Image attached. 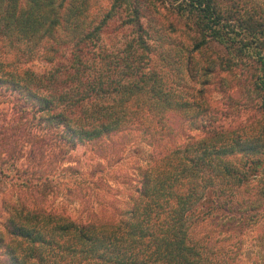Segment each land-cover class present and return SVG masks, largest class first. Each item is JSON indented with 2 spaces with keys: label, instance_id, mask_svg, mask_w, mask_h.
I'll return each mask as SVG.
<instances>
[{
  "label": "trees",
  "instance_id": "16d2710c",
  "mask_svg": "<svg viewBox=\"0 0 264 264\" xmlns=\"http://www.w3.org/2000/svg\"><path fill=\"white\" fill-rule=\"evenodd\" d=\"M94 1L0 0V185L14 182L25 192L1 199V264H243V236L264 227L263 86L251 83L258 122L225 126L224 115L205 106L203 87L177 98L149 68L139 1L112 0L97 14ZM214 4L178 2L185 26L194 19L195 50L216 38ZM122 14L133 35L105 42ZM242 22V46L261 52L264 21L247 15ZM242 53L236 49L233 60ZM189 108V130L199 135L168 140L179 131L173 114ZM132 131L149 135L152 151L125 188V207L116 206V194L98 197L106 216L46 206L45 193L63 181L103 185L99 164L85 172L71 164L78 144ZM113 150L112 164L122 149ZM247 251L251 258L253 246Z\"/></svg>",
  "mask_w": 264,
  "mask_h": 264
},
{
  "label": "rangeland",
  "instance_id": "374dc122",
  "mask_svg": "<svg viewBox=\"0 0 264 264\" xmlns=\"http://www.w3.org/2000/svg\"><path fill=\"white\" fill-rule=\"evenodd\" d=\"M111 1L95 0L92 10L97 14L100 8L109 6ZM137 1L141 4L143 27L150 38L148 66L161 79L163 87L172 89L177 98L178 96L186 98L191 92L190 87L196 90L203 87L208 96L205 106L211 111L217 109L222 113L225 126H235L242 122L256 124L258 114L254 112V109H256L258 94L252 90L251 83L260 82L264 88V76H262L264 57L261 55L264 46L262 51L256 54L251 52L252 50L247 46H242V41L248 40V35L243 32L245 25L242 21L247 15H252L258 21H264V0H214L215 9L219 14L215 19L217 24H214L216 31L213 35L216 38L211 39L209 45L200 50L194 49V43L198 40L197 34L193 31L194 19L189 22V27L185 26L184 17L182 19L183 15L181 16V11L177 9L180 0ZM116 19L104 34L105 42L117 41L112 34H118V40L121 43L133 35L132 29L124 23L127 19L124 14L122 18ZM261 29L264 36V26ZM235 48L237 50L242 48L246 51L240 55L241 61L233 60L235 59ZM250 54L253 57H250ZM218 56H223L225 63L221 65L219 61H216L213 67L212 62L217 60ZM187 64L190 65V75L194 76V80L186 74ZM254 67H256L255 70ZM35 68H41V63L36 62ZM211 68L214 71L209 74ZM191 112L192 109L189 108L187 111L182 109L173 114L176 128H179V131L176 130L175 136L168 140H178V143L187 140L188 134L199 135L196 130H189L193 126L189 123ZM199 122H201L200 116L195 120L197 127L200 125ZM146 136L140 131H132L128 134H118L112 137L110 142L101 140L97 143L78 144L71 152V164L83 172L99 164L102 170L101 176L105 179L103 185L98 188L96 186L81 188L74 183L63 181L59 188L45 193L43 200L46 206L52 205L58 212L63 211L71 216H76L84 208H96L106 216L110 210H104L97 205L98 197L105 194L111 200L110 198L116 194L118 200L115 203L116 206L125 207L124 202L127 201L125 188L131 183L135 168L144 165L152 151L146 143L150 136ZM116 148L117 153L120 148L122 151L112 164L111 159L115 156L113 149ZM107 162H109L108 167L105 166ZM65 175L64 179H70L68 174ZM2 183L3 185H0V213L3 196L15 201L21 199V194L25 193L14 182L3 181ZM258 188H262V184H259ZM27 195L26 202H30L31 197L28 193ZM243 241L245 249L242 255L243 264H264V227L247 232L243 236ZM250 245L253 246L251 258L248 254L250 251H247ZM3 258L4 256L0 255V264L3 263Z\"/></svg>",
  "mask_w": 264,
  "mask_h": 264
}]
</instances>
